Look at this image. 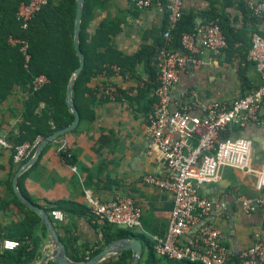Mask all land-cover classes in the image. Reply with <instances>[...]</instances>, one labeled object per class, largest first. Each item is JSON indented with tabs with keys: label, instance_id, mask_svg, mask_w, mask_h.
Here are the masks:
<instances>
[{
	"label": "crops",
	"instance_id": "crops-1",
	"mask_svg": "<svg viewBox=\"0 0 264 264\" xmlns=\"http://www.w3.org/2000/svg\"><path fill=\"white\" fill-rule=\"evenodd\" d=\"M152 1L151 6L141 10L130 0H104L102 6L94 7L90 31H94L101 20H112L115 28H119L114 42L124 57L118 65L119 74L113 71L106 82L120 86L130 96L114 99L97 96L92 121L79 122L64 136L47 143L34 162L17 176L18 190L50 215L69 256H88L104 240L105 230L114 233L116 229L125 228L99 224L90 211L93 200L104 202L116 196L131 197L142 209L140 226L125 228L130 233L126 230L128 235L120 237L138 238L143 248L149 243L155 245L167 231L172 196L167 190L146 183L143 177L150 173L169 178L174 170L164 160L149 132L148 113L156 98L152 92L138 89L147 79L145 60L127 58L139 50L152 57L159 46L167 9L161 0ZM183 8L185 12L196 13L197 21L208 11L221 13L228 26L229 42L224 52L204 51L200 54L202 64L187 61L178 79L168 88L172 110L190 106L191 113L203 114L208 103H227L264 83L255 64L247 58L252 34L264 37V15L252 17L240 0H183ZM104 75L93 78L89 85L101 83ZM23 95L26 93L13 92L0 105V135L10 146L0 147V234L18 241L24 239L30 249L35 248L28 264H49L52 244L46 239L47 227L41 223L40 216L39 224L30 232L34 239L38 238L36 242L28 234L21 238L28 206L17 196L13 182L18 169L34 155L37 147L27 159L21 162L13 159L11 143L22 119ZM192 101H195L193 105ZM236 127L229 136L246 139L250 145L244 162L231 158L221 167L215 181L205 183L199 189V193L208 199L223 200L226 209L213 207L200 216L186 234H194L204 222L218 226L228 258L231 256L229 264H239V251L252 243L254 234L264 237V207L245 211L238 201L240 195L264 193V96L258 119ZM180 135L174 134L175 137ZM218 137L222 138L219 134ZM182 138L190 146L197 143L196 135L188 128L183 130ZM62 139L68 160L58 148L57 142ZM53 208L63 211L64 221L51 216ZM0 264H6L1 257Z\"/></svg>",
	"mask_w": 264,
	"mask_h": 264
},
{
	"label": "built area",
	"instance_id": "built-area-1",
	"mask_svg": "<svg viewBox=\"0 0 264 264\" xmlns=\"http://www.w3.org/2000/svg\"><path fill=\"white\" fill-rule=\"evenodd\" d=\"M48 0L21 1L16 10V18L25 27L28 20L38 12ZM257 16L264 15V0H240ZM131 4L141 10L148 8L152 0H130ZM167 29L163 32L165 44L159 47L154 66L156 69L155 86L152 93L156 98L152 111L148 114V128L152 140L162 151L164 160L174 170L173 176L163 178L150 173L145 174L143 181L163 188L172 196V209L166 234L157 239L154 249L159 255L173 260L194 264H229L227 246L223 240L221 229L204 222L192 235H186L201 216L207 214L213 207L225 210L223 200L208 199L199 193L200 186L215 181L220 169L231 158L242 163L249 151V142L243 138H219L220 130L227 126H244L248 120L258 119V109L264 96V83L255 90L227 103L211 102L203 108V114H193L190 106L180 109L170 108L168 88L178 79L187 61L202 64L199 57L204 51L212 53L224 52L228 43L217 21H197L195 29L184 32L181 36L182 49L168 47L171 31L183 15V0H168ZM12 44L20 43V49L28 58L25 39L8 37ZM247 58L252 61L264 78V37L258 33L252 34ZM115 74L119 68L113 66ZM118 72V73H117ZM47 81L40 74L33 80L34 87ZM144 85V84H143ZM111 99L124 98L119 92L120 86L109 83L101 87ZM195 101H192L193 105ZM196 135L194 146L187 144L182 138L183 130ZM175 132L180 133L175 137ZM42 140L36 137L32 142L24 141L13 148V159L21 162L27 159L34 148ZM5 138L0 135V147H10ZM58 148L63 149L65 140H59ZM238 201L245 211L264 207V193L254 196H238ZM91 212L99 224H113L125 228L140 226L141 207L128 196H116L104 202L92 201ZM51 216L64 221L65 215L60 209H51ZM20 242L16 239L2 237L0 234V250H14ZM239 264H264V237L254 234V240L238 254Z\"/></svg>",
	"mask_w": 264,
	"mask_h": 264
},
{
	"label": "trees",
	"instance_id": "trees-1",
	"mask_svg": "<svg viewBox=\"0 0 264 264\" xmlns=\"http://www.w3.org/2000/svg\"><path fill=\"white\" fill-rule=\"evenodd\" d=\"M21 1L25 0H0V105L13 92L26 93L25 96L23 95L22 100V119L18 125V134L14 136V142H10L12 149L15 145L24 141L32 142L38 136L44 138L73 120L74 115L67 107L65 96L69 77L78 65V56L73 40L76 12L75 0H48L28 20L25 27L16 18V10ZM103 1L84 0L80 21L79 47L84 55L85 63L83 69L76 77L72 89V100L78 109L80 123L85 120L92 121L94 114L93 103L97 96L101 95L110 99L109 95L101 87L111 83L106 82V79L113 75L112 67H118L121 61L124 60L121 50L117 48L114 42V37L118 33L119 28H115L112 20L105 18L99 22L94 31L89 29L94 7L96 5L102 6ZM161 1L166 6L168 0ZM246 10L252 17H258L251 13L247 7ZM200 19L201 21H217L226 37L227 43L229 42L228 26L221 13L208 11L206 16L204 18L200 17ZM196 24L197 14L193 11H184L175 28L171 31L168 47L182 49V34L193 31ZM167 26L166 14L159 46L152 57L150 53L144 54V50H139L133 56L127 57L130 60L134 58H144L145 60L147 79L144 86L138 88L139 91L144 89L152 92L155 86L156 69L153 62L159 47L165 44L163 32L167 29ZM10 36L27 40L28 47L26 52L28 58L25 57V53L20 49V43L12 44L9 42L8 37ZM151 62L153 64L152 67ZM40 74L45 75L47 81L34 87L33 80ZM102 74H105V79L101 83L97 82L94 86L89 85L93 78H97V76ZM118 90L124 98L130 96L125 89L118 88ZM236 128V126H227L224 130L219 131V135L222 138L230 137L229 134L235 131ZM62 136L64 135H60L56 139ZM60 154L68 160L65 150L62 149ZM25 211L27 217L24 224H22L24 232L21 238L28 234V237L36 242L35 239L38 238L34 239L30 232L39 224V215L28 207L25 208ZM126 230L130 233L129 229L125 228L116 229L114 233L105 230L104 240L101 244H97V247L88 256L70 257L78 261L91 257L114 238L128 235ZM1 236L11 237L2 234ZM19 242V247L14 250H0V257L4 259L6 264H28L31 261L30 255L35 248L30 249V244L24 239L19 240ZM147 247L143 248L138 264L185 263L184 261L173 260L167 256L157 254L154 249V243H149ZM233 257L236 258L237 256L233 255ZM130 258L131 250H125L97 264H129ZM237 261L238 259L235 262L237 263ZM49 264L55 263L50 261Z\"/></svg>",
	"mask_w": 264,
	"mask_h": 264
},
{
	"label": "water",
	"instance_id": "water-1",
	"mask_svg": "<svg viewBox=\"0 0 264 264\" xmlns=\"http://www.w3.org/2000/svg\"><path fill=\"white\" fill-rule=\"evenodd\" d=\"M83 6H84V0H75L76 12H75L73 40H74V47L78 56V65L73 70L72 74L69 77L67 89H66V96H65V102L67 104V107L73 113L74 118L66 126L56 129L52 133L48 134L46 137L42 138V140L38 143L36 147L34 155L18 169V172L14 177L13 186L19 199L26 206L37 212L38 215L40 216L41 223L45 224V226L47 227L48 237L46 239L48 242L52 244L50 258L55 264H97L103 260L110 259L111 255L119 254L125 250H131V258L129 264H138L143 251L142 242L138 238L130 239L128 237H119L111 240L94 255L84 260L78 261L72 259L67 254L65 244L60 239V235L58 234V228L54 225V222L50 217V215L44 209L34 205L32 202L26 199L17 188L16 180L18 174L34 162V160L36 159L40 151L43 149V147L47 143L56 139L58 136L66 134L67 132L71 131L73 128H75L78 125L80 121V115L78 109L72 100V89L75 79L80 73V71L83 69L85 63L84 55L79 47V29H80V21H81ZM180 264H194V263H180Z\"/></svg>",
	"mask_w": 264,
	"mask_h": 264
}]
</instances>
